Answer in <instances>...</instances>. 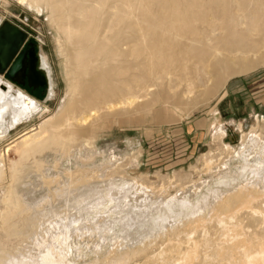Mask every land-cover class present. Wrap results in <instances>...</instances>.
Instances as JSON below:
<instances>
[{"label": "bare ground", "instance_id": "obj_1", "mask_svg": "<svg viewBox=\"0 0 264 264\" xmlns=\"http://www.w3.org/2000/svg\"><path fill=\"white\" fill-rule=\"evenodd\" d=\"M16 1L29 10L43 8L63 37L67 89L61 105L45 117L47 108L0 74V139L35 112L40 117L20 135L17 158L9 160V185L0 196V232L7 238L26 235L30 197L19 181L27 170L43 173L51 157V167L59 165L61 175L41 174L50 185L40 197L44 203L37 206L53 209L54 201L58 205L63 199L64 204L54 209L73 216L72 221L63 219L68 229L56 236L59 246L69 237L70 222L80 235H89L85 227L91 222L101 226L106 219L103 227L109 230L115 217L126 214L135 235L114 239L100 262L126 264L141 256L138 264H264V134L258 122L248 131L237 123L239 141L232 145L222 141L232 123L211 121L216 151L200 155L201 169L191 164L195 172L207 174L206 180L179 171L171 177L156 172V180L147 174L133 176L129 169L138 164L139 147L108 160L95 142L106 119L127 118L140 109L150 112L158 103L168 115L183 117V100H190L196 87L210 76L244 69L264 51L262 3L252 8L258 0ZM108 1L119 3L114 20L108 22L113 33L100 35L102 27H109L106 20L102 23ZM31 67V82L42 84L45 98L52 99L54 81L47 56L32 54ZM4 173L0 161V179ZM214 177L220 185L207 187ZM236 178L237 184L230 182ZM111 203L114 210L106 212L113 216V225L102 215ZM92 209L96 217L89 216ZM122 241L129 248L121 247ZM60 248V256L67 257L68 250ZM13 249L19 251L0 246V264H18ZM120 250V259L114 260ZM62 258L58 264L75 262Z\"/></svg>", "mask_w": 264, "mask_h": 264}, {"label": "rangeland", "instance_id": "obj_2", "mask_svg": "<svg viewBox=\"0 0 264 264\" xmlns=\"http://www.w3.org/2000/svg\"><path fill=\"white\" fill-rule=\"evenodd\" d=\"M114 3V1L106 2V8L104 10L106 15L102 21V23H104L106 20V26H109L108 22H112L115 18L113 14L116 12L115 10L119 3ZM256 3V5L252 3L250 7L254 8V6L258 4L261 5V3L264 7V0H258ZM113 6L115 8H113ZM46 15V11L43 8L37 12L33 9L29 10L22 7L16 0H0V23L2 24L8 21L18 26L26 34L20 51H26L25 54L27 57L32 54H38V52L44 53L47 56L54 81V97L52 99L48 100L45 98L46 88L43 85H31L28 83L26 77L23 83L11 81L15 86L25 91L31 99L39 101L42 107L44 106L47 108V112L44 114L45 117L51 115V113L61 105L67 89L66 74L64 72L67 58H65V54H63L65 46L62 42L63 37L60 32H57L56 29L53 28ZM109 28L111 27H102L100 29V35H111L113 30ZM103 31H105V33H103ZM68 50L70 52V46ZM263 56L264 51L258 54L257 57L250 59V62L246 64L245 68L242 70L238 67L242 68L244 66L239 65L236 67L239 69L238 72H232L230 74L224 72L222 75L210 76V80L208 79L203 85L195 88L189 98L190 100H183L181 105L184 113L183 117L179 118L175 115H168L166 111L163 110L164 107L158 103L159 105L156 104L153 106L150 112L145 111L144 113L141 111L142 109H140L138 114L127 116V118L125 116H120L116 119L113 118V121L109 120L110 118L106 119V124L100 130V134L95 140L96 148L102 151L108 160H112L118 158V156H121L123 153L131 154V151L134 152L139 147L140 153L138 154L137 167L134 166L132 169H129V173L133 176L147 174L150 180H156V172L162 175L167 174L171 177L173 171H179L180 174H191L193 179L199 177L203 180L208 179L206 173L192 170L191 164L201 169L202 160L199 158L200 155L205 153L208 149L212 152L216 151L217 142L212 141V120L216 118V120L222 122L234 121L233 124L226 126L227 134L222 138V141L232 145L237 144L239 141L240 134L236 129L237 123L240 124L244 131H248L251 125H255V123L258 122V130L261 131V134H264V111L260 112L259 107L256 106H254V111L252 109L238 110L236 107L231 106V96L226 94V87L234 78L242 77L246 80L254 78L259 80L264 79ZM1 75L6 80H9L5 74ZM250 83V87L246 86L247 89L249 88V90L253 92L256 91L259 85L255 87L253 82ZM242 92L247 91L243 89ZM36 113L37 112L25 123L17 124L15 127L10 128L8 130L9 133L0 139V161L5 170L3 178L0 179V196L4 194L9 185V160L17 158L19 140L21 138L20 135L23 131L31 128L33 125H37L40 121L39 114ZM47 159L48 163L43 165V173L41 174L47 175L56 173V176L61 175L62 169H60V166L58 165L56 168H52L51 157ZM41 174L34 169L27 170V173L19 181L23 193L30 197L28 202V204H30V225L27 226L26 230L27 239H24L26 235L23 237L7 238L0 232V246L19 248L18 252L13 249V254L14 257L18 259V264H49L51 262L52 264H58L60 263L59 259L64 256L60 247H64L65 250H68L67 257L62 259H74L76 262H74L75 264H94V261H102L103 258H105L106 252L113 246L112 241L123 240L124 236L127 234L129 235L132 233L135 235L132 228L126 224L129 221L126 220V214H123L120 219L118 217L114 218L116 224L109 230H106V226L103 227L106 225V219L100 224L101 226L94 225V223L91 222V224H88V227H85V229H88L89 235H85V233L83 235V233H81L82 237H80L81 235L79 234L80 229L75 228V225L73 226L70 222V225H68L70 226V231L67 230L70 238L68 237L66 242L59 246L56 236L59 237L60 234L63 235L65 232L64 228L68 229V227H66L67 225H65V227L63 225V223H65L64 221L67 223L68 220L63 219L68 218L72 221L74 218L73 216H66L64 214L65 211L54 209V207L59 208V206L64 204L63 199L60 200L61 203L58 205L56 203L59 201H54L53 209H45L46 204L40 207L37 206L44 203L41 198L45 197L47 187L50 185L46 183V180L42 178ZM215 178L216 177L213 178L214 180H209L207 187L213 189L215 186H218V184L220 185L218 179L216 178L215 180ZM232 181L237 184L239 178L231 180L230 182L232 183ZM215 182L218 183L216 184ZM51 185H53V183ZM170 191L173 190L170 188ZM206 193L211 200V191L207 190ZM39 198L41 200L38 201ZM114 205L115 203H111L107 205V207H104L102 211L104 218L106 215L108 218L109 214L107 213L114 210ZM110 207H112V209ZM106 208L108 212H106ZM92 210L89 216L96 217L95 215H97V213ZM112 218L113 216H109L108 219L110 220ZM248 219L245 221H249ZM110 222V224L113 225L111 220ZM107 223H109V221H107ZM61 228L64 230L62 231ZM140 230L142 231L141 228ZM125 241L127 245L130 244L127 240ZM126 244L122 241L120 246L125 249L129 248ZM47 245L48 247L50 245L51 248H48ZM161 246H163V244ZM154 248L156 251L158 247ZM124 250L118 251L114 256V260H119ZM46 251H48V253H46ZM169 251L170 249L165 247V252L169 253ZM43 253L47 255V257L51 255L52 259L54 256V259L49 260L50 257L46 258L45 255H42ZM47 260L49 261L47 262ZM142 260L143 257L138 256L136 259L126 264H138ZM53 261H57V263ZM100 261L98 264H110V260L105 262Z\"/></svg>", "mask_w": 264, "mask_h": 264}, {"label": "water", "instance_id": "obj_3", "mask_svg": "<svg viewBox=\"0 0 264 264\" xmlns=\"http://www.w3.org/2000/svg\"><path fill=\"white\" fill-rule=\"evenodd\" d=\"M25 38V32L18 26L8 21L0 25V73L10 81L23 83L26 77L29 84L39 85L31 82V56L27 57L26 51H20Z\"/></svg>", "mask_w": 264, "mask_h": 264}, {"label": "crops", "instance_id": "obj_4", "mask_svg": "<svg viewBox=\"0 0 264 264\" xmlns=\"http://www.w3.org/2000/svg\"><path fill=\"white\" fill-rule=\"evenodd\" d=\"M264 79H251L246 80L242 77L234 78L230 81L226 87V94L231 96V106L240 109H254V106L259 107V111H264ZM250 82H253V85H259L256 91H251ZM247 86V87H246ZM224 88V87H223ZM243 89H246L247 92H242ZM256 109V108H255ZM254 111V110H253ZM229 124H233L234 121L230 120Z\"/></svg>", "mask_w": 264, "mask_h": 264}, {"label": "snow or ice", "instance_id": "obj_5", "mask_svg": "<svg viewBox=\"0 0 264 264\" xmlns=\"http://www.w3.org/2000/svg\"><path fill=\"white\" fill-rule=\"evenodd\" d=\"M0 70H2V69H0Z\"/></svg>", "mask_w": 264, "mask_h": 264}]
</instances>
